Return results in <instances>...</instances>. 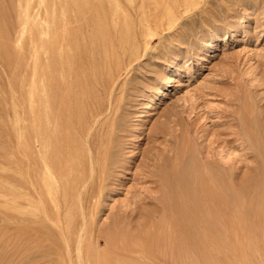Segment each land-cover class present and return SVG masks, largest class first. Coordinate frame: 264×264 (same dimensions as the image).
Segmentation results:
<instances>
[{"label":"rangeland","instance_id":"374dc122","mask_svg":"<svg viewBox=\"0 0 264 264\" xmlns=\"http://www.w3.org/2000/svg\"><path fill=\"white\" fill-rule=\"evenodd\" d=\"M114 1H116L115 4ZM114 1L0 0V264H29L22 256L14 257L12 254L13 242L9 218V199L12 188L10 183L14 178L13 173H10V170L13 172V159L10 155L12 154V150H10L12 148L10 147H12L14 125L12 123H15L17 119L23 120L27 117L28 103L26 102L29 100V95H27V91L30 90L29 87L33 84L36 85L37 90L41 89L43 72L47 67L44 47L46 49L48 46L51 47L49 48L51 51L50 56L53 54L51 56V66L54 70L63 68L64 73L68 74L65 73L67 80L70 76L68 80L70 85L67 87H71L72 84L74 87L76 84L87 86L86 76L89 72L91 77L94 76L92 73L102 77L107 75L108 72L105 71H109L110 68L115 71L113 67L116 65V54L124 60V65L133 60L131 66L128 67L129 70L127 68L122 71L119 85L123 84L124 86L120 88L122 91H118L116 95L117 98H120L121 108L123 109L124 129L121 132L123 154L130 160V163L126 168L118 171L105 189L96 215L97 227L104 230L111 228L127 216L133 218V225L135 224L136 228L138 220L145 224V221L140 220L138 216L142 215V210L158 204V198L160 197L158 192L159 182L147 166L148 157L151 152L155 154L162 147L164 148L166 138L172 143L174 141L173 133L177 130L180 133V129L186 128L196 144L201 145L200 148L202 147L206 151L209 150L210 154L214 155V158L221 164H225L233 171L235 170L239 184L238 189L241 188L235 197V205L238 204L235 206L237 210V230L234 234L237 236L236 238L233 236L236 242H233L235 246L225 242L222 246H190L189 251H197V256L200 255V258L203 256L204 259H202L205 261L210 258L209 261L213 262L212 264L214 262L216 264H264V183L260 185L262 187H257L255 180H253V175L258 171L259 159L241 124V112L247 105H252L256 115L264 118V0H189V2L186 0H166V3L165 0L164 2H162L163 0ZM193 1L197 3H193ZM159 2H161V5ZM181 3L185 6L180 8L178 5H182ZM145 4L149 5H147L149 9L151 6L158 7L159 10L165 7L164 10L160 11V14L169 13V16L172 11L174 20L171 28H165V26L155 28L156 31L152 30L155 35L149 33L147 29L140 28L137 21L148 16L149 12ZM141 9L144 13L140 11ZM105 10L107 13H105ZM112 14H115V16L112 17ZM206 15H208V18ZM54 16L57 23L52 22ZM91 16L93 19L90 18ZM110 18L113 20L111 21ZM33 23H35V26L32 25ZM111 23L113 24L111 25ZM63 24L65 28L62 27ZM97 24L98 28L96 27ZM101 25L107 26V31ZM30 27L33 29L30 30ZM73 28L74 30H72ZM134 28L135 30H132ZM166 29L167 31H165ZM41 32H43L42 35ZM66 32L68 38H66ZM105 33L107 36L104 35ZM142 34L145 35L141 36ZM80 35L84 36V40L82 37L79 38ZM151 36L156 37L152 38ZM121 39L124 41H121ZM82 41H85V43H82ZM93 41L94 43H92ZM126 42H129V44ZM100 43H102V46H100ZM92 45L96 47L93 48ZM101 47L104 48L101 49ZM39 49L41 55H39ZM98 49L101 53L98 52ZM115 49L117 53H115ZM35 50L36 52H34ZM63 51H66L65 56ZM107 53L113 55L110 54V56ZM31 54L35 56L32 57ZM114 54L116 55L115 58L113 57ZM136 54L138 56H135ZM110 57L112 61L109 59ZM90 59V68H96L100 64L99 68H103V70L101 71L97 67L98 70L94 68L89 71L86 67ZM105 59L111 64H107ZM31 61L35 62L34 65L36 63L38 65L35 68L32 67ZM65 61L66 64H64ZM77 65H80L79 68ZM40 66L41 70L39 69ZM31 67L34 69H31ZM31 71L32 75L29 73ZM30 76L34 78H30ZM75 77L76 79H74ZM29 79H33L31 83L28 81ZM35 82L36 84H34ZM39 83H41L40 86H38ZM120 93L122 94L120 95ZM8 185L11 188L8 189ZM250 185L253 186L250 188ZM252 192L255 196L252 195ZM253 197L254 199H252ZM252 211H255V214ZM145 216L147 217V214ZM137 217L138 219H136ZM34 224L32 223L34 227L36 226L35 228L40 226L38 223ZM141 229L138 227L139 231ZM36 233L37 231L34 230V235ZM156 249H159V246H155V252L158 251ZM199 252L203 254L201 255ZM208 260L206 262L211 264Z\"/></svg>","mask_w":264,"mask_h":264},{"label":"bare ground","instance_id":"6f19581e","mask_svg":"<svg viewBox=\"0 0 264 264\" xmlns=\"http://www.w3.org/2000/svg\"><path fill=\"white\" fill-rule=\"evenodd\" d=\"M186 1L189 2V0ZM97 2H99V0H97ZM115 2L116 1H114V4ZM126 2L127 1H125V3ZM162 2H164V0ZM159 3L161 5V2ZM193 3L197 2L193 1ZM181 4L182 5H178L180 8L181 6H185L183 3ZM145 5L147 7L148 4ZM155 5L157 6V4ZM189 5L191 4L189 3ZM164 8L161 10H164ZM147 9L149 8L147 7ZM161 10H159L158 7L151 6L148 10V16L144 14V17H146L137 21L139 22L140 28L147 29L152 35H155V28H160L162 26H165V28H171V25H173L174 14H172V11L169 16V13L160 14ZM140 11H142V9ZM105 13H107L106 10ZM114 16L115 14L112 17ZM206 16L208 18V15ZM31 17L33 16L31 15ZM90 18H92V16ZM164 19L166 20L164 21ZM102 20L104 19L102 18ZM53 21H55V16L52 22ZM34 22L36 21L34 20ZM55 22L57 23V21ZM95 23L97 22L95 21ZM34 24L35 23L32 25ZM44 24L46 23L44 22ZM112 24L113 23H111V25ZM97 26L98 24L96 27ZM62 27H64V24ZM31 29L33 28L30 27V30ZM72 30H74V28ZM132 30H135V28ZM165 31H167V29ZM42 33L43 32H41V35ZM106 33L104 35H106ZM143 35L145 34H142L141 36ZM66 36V38H68V33ZM100 36L102 37L101 33ZM100 36L98 37L101 38ZM81 37L82 36L80 35L79 38ZM148 38L150 39V37ZM82 39L84 40V36ZM44 40L45 39H43V41ZM122 40L123 39H121V41ZM76 41L77 39L75 42ZM83 42L85 43V41H82V43ZM108 42L110 43V41ZM44 43L46 42L44 41ZM92 43H94V41ZM126 43L129 44V42ZM100 44V46H102V43ZM94 47L96 46L94 45L93 48ZM49 48L51 47L48 46L46 49L44 47L45 63L47 64V67L44 72L42 71L44 74L43 79L41 80L43 81L41 89L37 90L35 87L36 85L33 84L29 87L30 90L27 91L29 100L26 102L28 103L27 117L23 120L17 119L15 123H12L14 125L12 147H10L12 148L10 149L12 150V154L10 155L13 156V158L11 156V159H13V172L10 170V173H13L14 178L12 183L9 182L12 185V188L8 185V189L11 188L9 218L11 221L10 231H12V254L14 257L22 256L29 262V264H208L206 262L208 258L205 261L203 260V256V259L200 258V255L197 256V251H191V253L189 251L190 246H222L225 242L232 245L233 242H235L234 238L237 236L234 235L237 230V210L235 206L238 205H235V197L238 190L241 189H238L239 184L237 174L235 170L233 171L225 166V164H221L216 160L214 155L210 154L209 150L206 151L203 150L202 147L200 148L199 146L201 145L198 146L188 129L186 130V128L184 129L183 127L182 130H179L180 133L177 132L178 130L176 131L177 133H173L172 137L174 141L172 143L166 138L164 148L162 147L161 150H158L157 148L158 151H155V154L151 152V155L148 157L147 166L150 171L155 174L156 179L159 182L158 192L160 193V197L158 198V204H155V206L150 208L145 207L146 209L141 212L142 215L138 216L140 217V220L142 219L145 221V224H142L141 221L138 220L139 223L136 222V228L135 224L133 225V218L127 216L124 220L118 221L111 228L104 230L97 227L96 215L105 189L108 184L111 183L118 171L126 168L130 163V160L123 154L121 142V132L124 129L123 109L121 108V100L120 98H117L116 95L118 91H122L120 88H123L124 86L123 84L119 85V78L122 75V71L131 66L133 60L124 65V60H122L118 54H116L117 58H115L116 55L114 54L115 56L113 57L116 60V67L114 66L113 68H115V71L112 68L109 70L106 67L109 71H105L108 73L102 77L98 76L96 73H92L94 76L92 75L93 77H91L89 72L88 76L85 75L87 86H83L84 84L78 86L76 84L77 86L75 85L74 87L72 84L71 87H67L70 85L68 84L70 76L67 80L65 76L67 73H64L63 68L54 70L50 64L51 56L53 54L50 56L51 51ZM102 48L104 47H101V49ZM38 51L39 55H41L42 53L40 54V49ZM86 51L88 52V50ZM34 52H36V50ZM63 52L65 56L66 51ZM122 52L124 51L122 50ZM125 52L127 51L125 50ZM115 53H117V51ZM31 55L32 57L35 56L33 54ZM135 56H138V54ZM39 59L41 60V58ZM109 59L111 60V57ZM34 61L36 62V60ZM29 62L30 60L28 63ZM82 62L84 63V61ZM34 63L32 62L33 65ZM90 63L91 59L86 67L89 71L95 68H90ZM108 63L110 62H107V64ZM64 64H66V61ZM105 64L103 65L104 67L106 66ZM33 65L32 67L35 68L38 64L36 63V65ZM99 66L97 67L99 68ZM32 67L31 69H34ZM97 67L95 69H97ZM39 69L41 70V66ZM100 70L102 71L103 68ZM57 72L58 74L56 75ZM29 73L31 74L32 71ZM98 73L100 74V72ZM77 75L79 76V74ZM76 77L74 79H76ZM30 78L34 77L30 76ZM81 78L83 77L81 76ZM31 80L29 79L28 81L31 83ZM36 82L34 84H36ZM40 84L41 83L37 85L40 86ZM92 85L93 87H91ZM122 93H120V95ZM241 124L245 135L250 140L259 159L257 165L258 171L253 175V180H255V184L259 187L264 183V118L260 115H256L252 105H247L241 112ZM18 178L22 182H20ZM251 186L253 185H250V188ZM7 193L9 194V192ZM252 195H254L253 192ZM252 199H254V197ZM145 214H147V217ZM138 217L136 219H138ZM32 223H38L40 226L37 225L38 228H35L36 226L34 227ZM138 227L142 228L141 231L138 230ZM34 230L37 231L35 235ZM137 246H139V248H137ZM151 246L154 247L152 248ZM155 246H159V249H156L158 250L157 252L154 251ZM208 256L210 257V255ZM209 260L208 262L211 263ZM214 264L216 263L214 262Z\"/></svg>","mask_w":264,"mask_h":264}]
</instances>
